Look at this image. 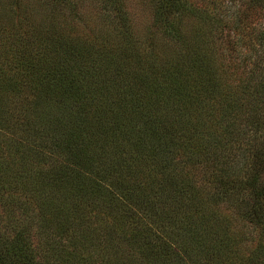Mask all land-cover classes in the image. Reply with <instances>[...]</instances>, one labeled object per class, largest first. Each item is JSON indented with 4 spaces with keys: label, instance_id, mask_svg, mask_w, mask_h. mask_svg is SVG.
Segmentation results:
<instances>
[{
    "label": "rangeland",
    "instance_id": "1",
    "mask_svg": "<svg viewBox=\"0 0 264 264\" xmlns=\"http://www.w3.org/2000/svg\"><path fill=\"white\" fill-rule=\"evenodd\" d=\"M109 1L70 0L67 4L58 6L56 0H0V63H3L0 64V126L8 125L0 127V178L9 179L11 174L15 175L21 170L29 177L39 171L42 178L56 175L59 171L58 160H42L36 163L42 155L41 152L44 157L50 155L51 147L49 151H45L47 147L44 145L47 144L46 134L51 130L39 129V122L45 119V113L38 107V100L43 99L32 94L29 99H23L22 96L31 90L32 84L28 83V89L23 85L27 77L21 62L27 56L23 44L27 34L33 32L36 36L47 35L48 31H51L63 41L71 37L74 39L72 44L81 45L91 41L98 43L103 38L111 39L112 34H116L121 27L117 23L122 14H128L137 43L136 48L141 53L148 54V57L144 56L146 59L142 57L143 61L156 69L166 64L160 60L169 61V71L167 67L166 72L164 71V74L170 77L169 81L175 77L173 67H177V71L186 72L188 78L183 85L184 90L175 91L173 86L167 91L161 90L164 106L158 111L167 109V112H164L162 117L157 116L159 121L152 122L156 116H149L148 113L138 119L135 117L136 111L128 113V117H122L120 111L121 113L115 116L111 115V130L102 128L97 131V135L105 140L110 132L119 130L118 126L122 128V119L132 120V123L138 122L145 129L162 127L169 120V111L175 108L179 116L186 118L187 125L181 124L179 129L176 126L174 140L166 139L165 145L169 146L170 142L172 150L178 153L177 157H180L182 163L187 161V167L177 171L178 180L193 183V188L187 189L181 199L184 201L187 194L193 192L200 199L210 201L211 205L216 201L212 206L213 211L233 216L234 232L239 235L244 249L257 257L264 251V223L256 224L249 220V217L244 218L243 214L241 219L238 207L239 214L232 210L234 204L233 207L230 206L232 201L239 199L238 196H248L239 182L253 172L252 159L258 145L264 143V0H177L179 5L174 7L175 11L187 7L183 24L186 27V38L189 40L187 46H182L164 35L156 27L152 0H120L118 5L123 7V11L118 7L111 8ZM194 9L195 11L191 12ZM174 14L177 13L174 12L172 18L175 17ZM177 56L184 63L178 61ZM195 61L200 64L199 71L193 68ZM201 65L205 67L204 71L201 70ZM207 70L209 73L206 74ZM187 74L182 73V77ZM18 81L21 84H17ZM13 84L19 86V91L7 89ZM147 105L146 112L154 111V103ZM227 106L231 110L230 113L225 110ZM116 117L121 119V124L113 122ZM41 125L44 127L46 124ZM213 134L217 136L218 141L212 140ZM220 140L224 142V146H219ZM114 141L116 145L117 142L119 144V139ZM14 145L22 147V151L26 147L28 151H38L40 155L36 153L34 159L30 156L21 159V151ZM116 145L111 147L107 155L115 161H120L122 165V158L116 159L122 155V146ZM117 149L121 151L117 152ZM57 152L56 157L63 160L64 154L59 150ZM163 153V150L154 153L153 156L157 154L155 159L150 156L155 162L154 170L151 169L153 173H156L155 169L166 171L162 165L163 160L168 162L170 157H163ZM191 157L195 161L193 164ZM41 175L34 176L38 183L41 182ZM261 177L264 180V173ZM222 178L224 183L221 182ZM7 186L8 190H13L16 195L21 194L24 200L28 199L24 193L16 191L20 187L18 184L8 183ZM44 187L46 190L51 189L50 193L55 198H60V184L53 183L51 187ZM120 196L122 199V193ZM235 196L237 198H234ZM10 197L16 198L14 194H10ZM140 205L136 203V199L129 198L124 204L120 203L122 214L117 216L106 215V211L101 209L102 213L93 215L84 223L88 229L84 233L96 239L102 252L107 250L105 246H108L107 240L110 238L115 239V244L118 245L113 251L117 252L116 249L122 245L119 252L114 254V264H196L194 257H188L185 252L171 255L173 250L166 254L151 250L159 244L158 241L163 240L169 245L175 242L172 248L180 251L182 248L177 242L185 239L184 243H187L186 238L191 237L194 242L199 241L198 238L202 235L201 226L199 231L194 232L195 236L188 233L186 237L184 219L176 222L178 219L174 218L179 216V211L183 208L173 204L171 207L176 209L171 212V220L166 217L161 221L154 216H148L146 209ZM32 206L38 208L36 205ZM113 206H110V210L114 209ZM31 211L35 218L30 217L25 223L32 224L30 232L32 231L34 239L33 246L38 244L40 239L44 241L47 235L52 237L49 239L56 238L58 241L62 232L58 229L51 230L47 226V215L40 212L37 217L39 210L34 211L31 207ZM100 217H104V222L97 220ZM58 221L61 222L57 217L52 221L54 227H57ZM119 222L122 225H119ZM9 223L7 212L0 204V231L11 235L14 231ZM42 226L45 228L41 229ZM119 228H122V232ZM67 237L70 240L72 235ZM195 238L198 240L195 241ZM194 242L191 247L185 244L191 248V252L197 250V243ZM123 248L128 251L127 254H124ZM84 252L92 255L88 249Z\"/></svg>",
    "mask_w": 264,
    "mask_h": 264
},
{
    "label": "trees",
    "instance_id": "2",
    "mask_svg": "<svg viewBox=\"0 0 264 264\" xmlns=\"http://www.w3.org/2000/svg\"><path fill=\"white\" fill-rule=\"evenodd\" d=\"M69 1L56 0L58 6ZM109 2L111 8L118 7L123 11V7L118 5L120 0ZM152 2L155 7L156 27L164 35L182 46H187L189 40L186 38V27L183 26L187 7L175 11L174 7L179 5L177 0ZM193 11L195 9L191 12ZM174 12L178 15L174 14L175 17L172 18ZM117 24L121 26L117 33L112 34L111 39L103 38L98 43L91 41L81 45L72 44L74 39L71 37L63 41L51 31H48L47 35L37 36L31 32L25 37L23 44L27 56L21 63L27 78L24 79L23 85L28 89V83L32 84L31 90L22 96L23 99H29L32 94L43 99L38 100L41 104L38 107L45 113V119L39 122V129L51 130L46 134L47 144L44 145L47 147L45 151H49L51 147L50 155L44 157L41 152L42 155L37 157L36 163L42 160H58L59 171L56 175L43 178L42 173L35 172L36 176L41 175L39 183L34 178L35 175L26 176L22 170L15 175L11 174L9 179L0 178V204L4 206L7 221L12 224L14 231L11 235L0 231V264H114V254L119 252L122 245L116 249L117 252L113 251L118 245L115 244V239L110 238L107 240L108 246H105L107 250L100 251L96 239L84 233L88 230L84 223L93 215L100 214L101 209L109 216L122 214L120 203L124 204L129 198L136 199V203L146 209L148 216H154L161 221L166 217L171 220V212L176 209L171 207L173 204L183 208L179 211V216L174 218L178 219L176 222L184 219L186 237L188 233L195 236L194 232L199 231L201 226L202 235L198 242H194L193 237L186 238L187 243H184L183 239L177 242L182 248L178 251L175 247L172 248L175 242L169 245L160 240L152 252L162 251L161 253L166 254L173 250L171 255L185 252L188 257H194L196 264H264V251L256 257L244 249L239 235L234 232L233 216L213 211L212 206L216 201L211 205L210 201L200 199L193 192L187 194L184 201L181 199L187 189L193 188V183L178 180L177 171L186 168L187 161L182 163L180 157H177L178 153L172 150L170 142L169 146L165 145L166 139L174 140L176 126L179 129L181 124L187 125L186 118L179 116L175 108L169 111V120L162 127L145 129L138 122L132 123V120L122 119V128L118 126L119 130L110 132L105 140L97 135V131L102 128L111 130V115L115 116L121 113L120 111L122 117H128V113L136 111L135 117L138 119L148 113L149 116H156L152 119V122H156L158 115L162 117V114L167 112V109L158 111L164 106L161 90L167 91L171 86L175 91L181 90L188 78L186 72L177 71V67H173L175 77L169 81L170 77L164 74L165 67L169 71V61L160 60L166 64L158 69L149 65L147 60L148 65L143 61L142 57H148V54L137 50L128 14H122ZM195 54L197 56V53ZM178 56V61L184 63ZM194 63L193 68L199 71L200 64L196 61ZM7 68L9 69V65ZM201 70H205L203 65ZM182 73L187 75L183 78ZM10 88L15 92L19 91L16 84L7 87ZM148 103L155 104L154 111L146 112ZM225 110L231 112L229 106ZM113 122L121 124V119L116 117ZM41 123L46 125L42 127ZM2 126L8 125L1 124L0 127ZM213 137L212 140L218 141L216 135L213 134ZM115 139H119V144L117 142L116 145ZM219 143V146H224L222 140ZM115 145L122 146V155L116 157L117 160L122 158V165L120 161H115L107 155ZM158 147L160 151L163 150V157L170 159L168 162L163 160L162 165L166 171L155 169L156 173H153V159L157 156L153 154L159 151ZM16 148L21 151V159L26 156L34 159L36 153L40 155L38 151H28L27 147L23 151L22 147ZM58 150L64 154L63 160L56 157ZM120 151L121 149H117V152ZM191 158L193 164L195 161ZM253 158V172L239 182L248 196H238L239 199L232 201L230 207L234 204L232 210L240 213L241 219L249 217L254 223L263 224L264 180L261 175L264 173V143L258 145ZM156 164L159 165L158 162ZM221 182L224 183L223 178ZM8 183L18 184L20 187L16 191L24 193L28 199L24 200L21 194L16 195L13 190H8ZM53 183L60 184L62 188L60 198H55L50 193L51 189L46 190L44 187H51ZM10 194H14L16 198H11ZM32 205L38 206L39 209ZM112 205L114 209L110 210ZM31 207L34 211L39 210L37 217L40 212L47 215L48 220L45 221L51 230L58 229L62 232L58 241L56 238L49 239L52 237L47 235L44 241L40 239V242L33 246L34 239L32 231L30 232L32 224L25 223L30 217L35 218ZM56 217L62 223L58 221L57 225L55 223L57 227H54L52 221ZM97 220L104 222V217ZM119 225L122 224L119 222ZM119 229L122 232V228ZM70 235L72 237L68 240L67 236ZM198 239L195 238V241ZM118 242L121 243L119 240ZM192 242L197 243V250L193 249L194 252L189 250L193 246ZM87 249L92 255L85 254ZM123 250L124 254H127L128 251L125 248Z\"/></svg>",
    "mask_w": 264,
    "mask_h": 264
}]
</instances>
